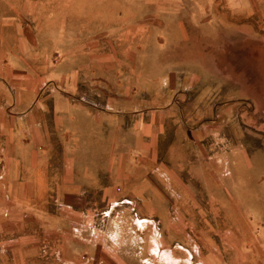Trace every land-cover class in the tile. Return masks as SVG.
<instances>
[{
    "label": "crops",
    "instance_id": "crops-1",
    "mask_svg": "<svg viewBox=\"0 0 264 264\" xmlns=\"http://www.w3.org/2000/svg\"><path fill=\"white\" fill-rule=\"evenodd\" d=\"M1 1L0 253L20 251V240L30 237L69 236L89 207L124 198L151 205L144 217L167 214L169 188L178 185L170 164L185 163L191 155L193 181L208 203L222 208L218 218L229 223L239 244L235 250L243 253L240 245L250 235L258 241L252 248L260 258L251 262L218 252L211 257L217 264H264V150L249 151L238 124L248 119L246 110L239 122L232 120V104L244 96L224 92L218 105L214 89V76H232V64L216 65V56L202 62L200 37H194L199 46L191 63L183 48L178 63L171 52L166 59L152 47L139 54L131 46L106 52V43L159 42L106 36L108 25L180 30L188 25L184 7L109 14L86 0ZM213 9V3L197 4L192 25L207 22ZM164 37L161 43H176ZM178 76H191V97Z\"/></svg>",
    "mask_w": 264,
    "mask_h": 264
},
{
    "label": "rangeland",
    "instance_id": "rangeland-1",
    "mask_svg": "<svg viewBox=\"0 0 264 264\" xmlns=\"http://www.w3.org/2000/svg\"><path fill=\"white\" fill-rule=\"evenodd\" d=\"M7 1L28 5L84 3V0ZM86 3L101 5L109 14L113 10L136 13V10L151 11L159 7H184L185 23L189 26L180 30L108 25L106 36H149L158 38L159 42L147 45L106 43V52L112 51L113 46H120L122 52L131 46V50L139 54L145 47H152L158 56L165 52L166 59L167 52H171L172 61L178 63L182 55L180 48H183L185 61L191 63L196 56L194 50L199 46L195 38L200 37L202 62L209 63L210 58L216 56V65L232 64V76L224 73L214 76L218 105L224 102V92L232 91L234 95L244 96L242 101L233 102L232 120L239 122L240 111L246 110L248 119L238 124L244 128L242 134L247 138L249 151L264 150V0H86ZM212 3L214 9L209 20L202 21L200 27H194L191 9L197 4ZM245 9H252V12L246 14L243 12ZM36 14L47 13L38 11ZM168 34L175 37L176 43H161ZM158 63L161 65L160 59ZM181 79H184V89L191 97V76H178V81ZM187 105L191 114V101ZM237 126V123L232 125L233 139L239 132L235 129ZM184 152L185 158L188 156L185 163L170 164V169L174 170L170 174L178 185L169 188V199L165 204L167 214L144 217L142 215L153 207L129 198L106 204L101 209L89 207L71 235L20 240V251L0 253V264H217L216 258L211 257L213 252L227 255L232 261L248 259L251 262L260 258L252 248L258 244L256 235H250L247 244L240 245L243 253L235 250L239 244L232 235L233 231H228L229 223L218 218L222 208L217 203L207 202L203 188L193 181L192 156H186L188 149ZM183 158L179 155V159ZM199 213H204V216L199 217Z\"/></svg>",
    "mask_w": 264,
    "mask_h": 264
}]
</instances>
